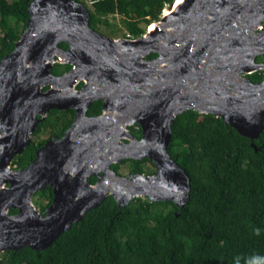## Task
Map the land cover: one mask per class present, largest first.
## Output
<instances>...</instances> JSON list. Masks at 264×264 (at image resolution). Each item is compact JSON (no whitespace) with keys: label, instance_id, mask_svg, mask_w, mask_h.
Returning <instances> with one entry per match:
<instances>
[{"label":"water","instance_id":"water-1","mask_svg":"<svg viewBox=\"0 0 264 264\" xmlns=\"http://www.w3.org/2000/svg\"><path fill=\"white\" fill-rule=\"evenodd\" d=\"M155 22L135 40H116L90 26V10L75 0H34L26 29L15 50L0 61V254L30 247L46 250L85 214L112 195L120 208L134 198L173 201L184 208L191 179L172 158V125L188 110L213 114L252 140L264 132V79L243 75L264 70V0H184L179 11ZM69 48L63 49L60 43ZM156 53V58L150 54ZM56 62L74 68L52 74ZM85 80L81 91L78 82ZM50 89L44 90L45 87ZM96 100L105 112L88 117ZM75 109L72 126L53 137L24 169L13 170L16 156L51 110ZM139 124L142 138L128 126ZM111 133V134H110ZM255 149L257 146L253 144ZM124 159L151 160L157 171L129 178L110 169ZM102 166V168H100ZM102 170L96 184L89 177ZM111 175L116 187L109 189ZM52 187L46 213L33 196ZM16 214H10V209Z\"/></svg>","mask_w":264,"mask_h":264},{"label":"trees","instance_id":"trees-1","mask_svg":"<svg viewBox=\"0 0 264 264\" xmlns=\"http://www.w3.org/2000/svg\"><path fill=\"white\" fill-rule=\"evenodd\" d=\"M32 1L0 0V61L20 41ZM75 1L89 8V23L96 31L102 33L103 26L115 35L117 26L110 17L119 15L126 31L123 37L129 33L135 38L142 37L148 26L160 21L164 9L175 2ZM60 47L67 49L68 45L62 42ZM157 56L150 54V58ZM70 69L71 65L56 63L52 74L58 76ZM249 77L253 82L263 79L261 72ZM102 112L103 101L96 100L87 115ZM75 113L74 109L51 110L35 134L45 128L50 136L61 137L71 127ZM131 129L134 133L135 128ZM172 130L170 154L191 179L190 200L184 208L173 201L154 202L144 197H136L120 208L115 198L108 195L48 249L8 250L0 254V264H236L237 258L240 264H246L253 254L264 255V132L252 140L221 117L196 110L179 114ZM137 133L140 135L141 131ZM45 142L32 140L16 156V168L30 165ZM130 161L132 173L150 175L154 171L149 159ZM145 162L150 165L148 169ZM119 167L114 165L115 170ZM89 181L94 184L96 179ZM38 193L49 199L42 208L45 214L53 201V189L47 187ZM17 212L13 208L9 211Z\"/></svg>","mask_w":264,"mask_h":264},{"label":"rangeland","instance_id":"rangeland-1","mask_svg":"<svg viewBox=\"0 0 264 264\" xmlns=\"http://www.w3.org/2000/svg\"><path fill=\"white\" fill-rule=\"evenodd\" d=\"M88 6L91 7V3L90 2L88 3ZM110 21H111V23H113V24H115L117 26V30H118L117 33L115 35H111L109 33V29L102 26V28H101L102 34H104L106 36H109L111 38H114L116 40H119V39L123 38V34L126 33V31H125L124 25L122 24V17L119 16V15L111 16L110 17ZM142 25L145 26V24H142ZM126 37H127V35H126ZM258 60L261 61L262 58H259ZM110 113L111 112H108V114H110ZM126 131L127 132H130L129 127H127ZM50 135H51L50 132L45 131V128H44L42 130V133H39L37 135H35V133H34L33 136H32V140L38 143V142H40L42 140H45V139L49 138ZM124 139H128L127 141H131V142L133 141V140H131V138H127V137L125 138L124 137V138L121 139L120 142L122 143V141ZM125 160L126 159H124L123 161H121L122 164L119 167V173H120L121 176H124V177L129 178L133 173L131 172V167H130L131 164L129 162L125 163ZM145 167H147V169H148L150 167V165L146 162L145 163ZM11 168L13 170H16L17 169L16 166L14 165V161H13V164L11 165ZM140 197H143V196H140ZM32 202H33V205L35 206V208L40 213H42V208H43L44 205H46V204L49 203V199H47V198H41V197H39V193L38 194L36 193L33 196Z\"/></svg>","mask_w":264,"mask_h":264},{"label":"flooded vegetation","instance_id":"flooded-vegetation-1","mask_svg":"<svg viewBox=\"0 0 264 264\" xmlns=\"http://www.w3.org/2000/svg\"><path fill=\"white\" fill-rule=\"evenodd\" d=\"M263 24H264V22H263ZM127 37H123V38H121V39H126ZM127 40V39H126ZM69 48V46L67 47V49ZM66 50V49H65ZM259 58H262V60L261 61H259L258 59ZM257 61L258 62H264V56H259L258 58H257ZM56 63H61V62H56ZM55 63V64H56ZM61 64H68V65H71V69L69 70V71H71L73 68H74V65H72L71 63H61ZM69 71H67V72H69ZM67 72H65V73H67ZM255 72H261L262 73V75H263V79H264V70H259V71H254V72H251V73H249V74H245V75H243L244 77H246V78H249L250 79V77H249V75H251L252 73H255ZM65 73H63V74H65ZM63 74H61V75H63ZM59 76V75H58ZM262 79V80H263ZM262 80H260V81H262ZM260 81H257V82H260ZM257 82H254V83H257ZM85 84H86V81L85 80H82V81H80V82H78L77 83V85H76V87H75V91H81L83 88H84V86H85ZM79 85H81V87L79 88ZM51 88V86H48V87H45L44 88V90H48V89H50ZM103 101V112H102V114H100V115H97V116H102V115H104V114H106V112H105V110H104V100H102ZM75 110V109H74ZM75 112H76V110H75ZM88 112V111H87ZM107 114H108V112H107ZM88 117H97V116H89V115H87ZM75 117H76V113H75ZM74 120H75V118H74ZM74 122V121H73ZM73 124V123H72ZM72 126V125H71ZM129 127V129H130V133L132 134V138H131V140H133L132 142H135L136 140H139V139H141L142 138V128H141V126L139 125V124H135V125H132V126H128ZM132 127H134L135 128V132H139V131H141V134L140 135H138V133L137 134H135V132L133 133V131H132ZM70 128V127H69ZM68 128V129H69ZM67 129V130H68ZM66 130V131H67ZM66 131H65V133H66ZM36 133V132H35ZM65 133L61 136V137H59V136H56V135H53V136H50L49 138H47V139H45L46 140V142H45V144L50 140V139H52L53 137H57V138H62L64 135H65ZM111 134V133H110ZM36 135V134H35ZM123 137H120L119 139H117V141H110V143H109V146L111 145V146H113V143L116 145V142H117V144L118 145H124V144H128V143H130L131 141H127L128 139H124L123 141H122V143L120 142L121 141V139H122ZM126 138V137H125ZM44 144V145H45ZM43 145V146H44ZM42 146V147H43ZM108 147V149H107V153H110L111 154V148L112 147ZM41 147V148H42ZM112 154H113V152H112ZM126 160H128V162L129 163H131V161H130V159H126ZM125 160V161H126ZM125 163H127V162H125ZM146 163V162H145ZM117 164H119V165H121L122 163L121 162H112L111 164H110V169L112 170V171H114V172H116L117 174H119L120 175V173H119V169L118 170H115L114 169V165H117ZM154 164V163H153ZM154 166H155V164H154ZM100 168H102V166L100 167ZM98 171V173L96 174V175H92V176H90L89 177V180L91 179V178H95L96 179V181H95V183L94 184H96L97 182H98V180H99V178L103 175V171L102 170H97ZM157 171V169H156V167L154 168V171H153V173L152 174H154L155 172ZM134 174V173H133ZM90 182V181H89ZM93 184V185H94ZM53 189V188H52ZM54 194V193H53ZM53 199H54V197H53ZM47 210V209H46ZM46 213V212H45Z\"/></svg>","mask_w":264,"mask_h":264},{"label":"bare ground","instance_id":"bare-ground-1","mask_svg":"<svg viewBox=\"0 0 264 264\" xmlns=\"http://www.w3.org/2000/svg\"><path fill=\"white\" fill-rule=\"evenodd\" d=\"M183 3H184V0H177L176 3L171 8V10L168 9L167 15H170V13L179 11L180 8L182 7ZM156 28H157V25L153 23V24H151L150 31L154 32ZM116 145H118L117 142H116ZM116 153L110 154V153H107L105 151V154L103 155L104 162H105V160H108L109 158L113 157V155H115ZM105 181L107 182V187L109 189H114L116 187V184H115L116 180L113 177H111V175L107 174V177L105 178Z\"/></svg>","mask_w":264,"mask_h":264},{"label":"clouds","instance_id":"clouds-1","mask_svg":"<svg viewBox=\"0 0 264 264\" xmlns=\"http://www.w3.org/2000/svg\"><path fill=\"white\" fill-rule=\"evenodd\" d=\"M256 234L259 235L260 229L257 228ZM236 264H240L239 258L236 259ZM246 264H264V255L261 254H253L252 256L246 259Z\"/></svg>","mask_w":264,"mask_h":264},{"label":"built area","instance_id":"built-area-1","mask_svg":"<svg viewBox=\"0 0 264 264\" xmlns=\"http://www.w3.org/2000/svg\"><path fill=\"white\" fill-rule=\"evenodd\" d=\"M90 3H92L91 1H90ZM163 15V14H162ZM162 18V17H161ZM150 26H148L147 27V29L149 28ZM264 29V27L261 25L257 30H256V32L255 33H257V32H259V31H261V30H263ZM127 40H135L136 38L135 37H133L131 34H127V38H126Z\"/></svg>","mask_w":264,"mask_h":264}]
</instances>
